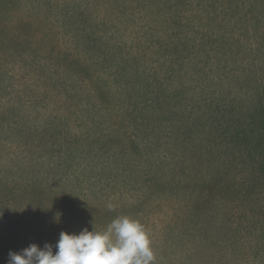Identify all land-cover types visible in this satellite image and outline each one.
Segmentation results:
<instances>
[{
	"label": "rangeland",
	"instance_id": "obj_1",
	"mask_svg": "<svg viewBox=\"0 0 264 264\" xmlns=\"http://www.w3.org/2000/svg\"><path fill=\"white\" fill-rule=\"evenodd\" d=\"M117 215L264 264V0H0V264Z\"/></svg>",
	"mask_w": 264,
	"mask_h": 264
},
{
	"label": "clouds",
	"instance_id": "obj_2",
	"mask_svg": "<svg viewBox=\"0 0 264 264\" xmlns=\"http://www.w3.org/2000/svg\"><path fill=\"white\" fill-rule=\"evenodd\" d=\"M8 256L7 264H155L156 260L150 229L129 215H117L103 228L84 227L79 234L61 231L55 245L32 243L19 252L10 250Z\"/></svg>",
	"mask_w": 264,
	"mask_h": 264
}]
</instances>
